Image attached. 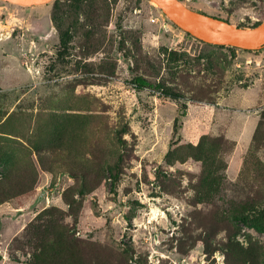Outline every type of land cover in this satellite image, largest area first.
Instances as JSON below:
<instances>
[{
  "label": "rangeland",
  "instance_id": "obj_1",
  "mask_svg": "<svg viewBox=\"0 0 264 264\" xmlns=\"http://www.w3.org/2000/svg\"><path fill=\"white\" fill-rule=\"evenodd\" d=\"M178 1L264 22V0ZM0 201V264H264V48L149 0H0Z\"/></svg>",
  "mask_w": 264,
  "mask_h": 264
},
{
  "label": "water",
  "instance_id": "obj_2",
  "mask_svg": "<svg viewBox=\"0 0 264 264\" xmlns=\"http://www.w3.org/2000/svg\"><path fill=\"white\" fill-rule=\"evenodd\" d=\"M25 7L45 5L52 0H3ZM181 30L194 38L216 46L232 47L245 51L264 48V22L252 29L236 28L229 23L200 12L189 11L178 0H149ZM206 23L208 26H206ZM212 28H216L217 31Z\"/></svg>",
  "mask_w": 264,
  "mask_h": 264
},
{
  "label": "trees",
  "instance_id": "obj_3",
  "mask_svg": "<svg viewBox=\"0 0 264 264\" xmlns=\"http://www.w3.org/2000/svg\"><path fill=\"white\" fill-rule=\"evenodd\" d=\"M221 47H222V46H221ZM231 48H232V47H231ZM135 80H136V83H137L140 87H149V88L161 89V87H160L159 85H155V84H153V83H151V82H148V81H146L145 79H143L142 77H137ZM165 94H168V93L165 92ZM113 175H114L113 178H114V180L116 181L117 178H118V175H117V174H113ZM2 201H3V200H2ZM2 201H0V204L2 203ZM41 227H44L45 229H47V228H48V224H46V225H39V226H37V229L40 230Z\"/></svg>",
  "mask_w": 264,
  "mask_h": 264
},
{
  "label": "bare ground",
  "instance_id": "obj_4",
  "mask_svg": "<svg viewBox=\"0 0 264 264\" xmlns=\"http://www.w3.org/2000/svg\"><path fill=\"white\" fill-rule=\"evenodd\" d=\"M154 5L158 6L156 3L152 2ZM206 26H208L206 23H204ZM213 30L217 31L216 28H212Z\"/></svg>",
  "mask_w": 264,
  "mask_h": 264
}]
</instances>
